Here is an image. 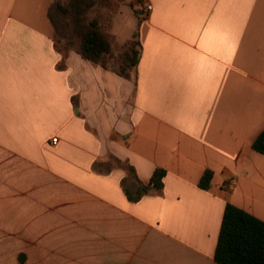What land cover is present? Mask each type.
Returning a JSON list of instances; mask_svg holds the SVG:
<instances>
[{
	"label": "crops",
	"instance_id": "obj_1",
	"mask_svg": "<svg viewBox=\"0 0 264 264\" xmlns=\"http://www.w3.org/2000/svg\"><path fill=\"white\" fill-rule=\"evenodd\" d=\"M50 3L0 0V264H217L227 204L264 221V0H125L132 79L62 56Z\"/></svg>",
	"mask_w": 264,
	"mask_h": 264
},
{
	"label": "trees",
	"instance_id": "obj_2",
	"mask_svg": "<svg viewBox=\"0 0 264 264\" xmlns=\"http://www.w3.org/2000/svg\"><path fill=\"white\" fill-rule=\"evenodd\" d=\"M111 0H51L48 19L54 29L56 50L65 56L75 50L84 60L93 62L104 69L111 70L123 78H136L137 66L141 55V43L136 31L134 38L125 45L118 57L107 34L102 29L97 7L107 8ZM61 41L66 51L58 47ZM75 45L77 47L73 48ZM59 68H62L60 64ZM253 149L264 155V131L256 138ZM130 172L132 167L126 166ZM166 170L157 167L147 185L139 182V199L149 194L152 188L162 191ZM213 172L205 170L200 178L202 189L210 187ZM217 264H264V221L232 204L225 207L222 225L215 251Z\"/></svg>",
	"mask_w": 264,
	"mask_h": 264
},
{
	"label": "rangeland",
	"instance_id": "obj_3",
	"mask_svg": "<svg viewBox=\"0 0 264 264\" xmlns=\"http://www.w3.org/2000/svg\"><path fill=\"white\" fill-rule=\"evenodd\" d=\"M101 19L102 29L107 34L113 47V52L118 57L125 50L128 41L133 40L138 28V19L132 9L126 6L125 0H111L107 8L97 7L94 11ZM58 47L66 51L64 44L59 41ZM77 47L75 45L73 48Z\"/></svg>",
	"mask_w": 264,
	"mask_h": 264
},
{
	"label": "built area",
	"instance_id": "obj_4",
	"mask_svg": "<svg viewBox=\"0 0 264 264\" xmlns=\"http://www.w3.org/2000/svg\"><path fill=\"white\" fill-rule=\"evenodd\" d=\"M151 9H152V6H147V8H146L147 11H150ZM52 142H53L54 144H56V143H57V138L53 139Z\"/></svg>",
	"mask_w": 264,
	"mask_h": 264
}]
</instances>
